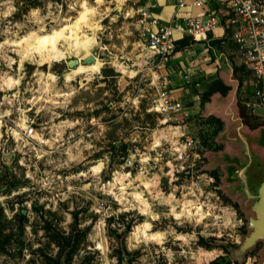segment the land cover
<instances>
[{
    "label": "rangeland",
    "instance_id": "rangeland-1",
    "mask_svg": "<svg viewBox=\"0 0 264 264\" xmlns=\"http://www.w3.org/2000/svg\"><path fill=\"white\" fill-rule=\"evenodd\" d=\"M120 2L0 0V264H121L120 253L129 264H260L259 249L240 262L226 248H239L247 228L206 166L223 125L203 112L183 132L161 122L156 71L143 61L152 53ZM54 31H70L72 42L49 63L32 47ZM76 33L92 41L88 48L74 47ZM233 45L231 33L211 43L236 78L203 80L195 93L202 106L218 88L242 106L251 101L242 89L254 71L235 64ZM227 112L224 139L248 165L264 164V127L251 130ZM182 134L193 139L185 162L175 151Z\"/></svg>",
    "mask_w": 264,
    "mask_h": 264
},
{
    "label": "built area",
    "instance_id": "built-area-1",
    "mask_svg": "<svg viewBox=\"0 0 264 264\" xmlns=\"http://www.w3.org/2000/svg\"><path fill=\"white\" fill-rule=\"evenodd\" d=\"M120 1L117 7H122L126 18L134 20L140 45L157 59L153 110L163 118L162 123L186 126L199 111L194 105L173 96L171 79L162 75V70L176 54L178 42L190 38L192 44L198 45L206 42L210 35L219 37V31H223V37L232 34L243 62L254 71L250 80L254 87V104L264 107V0H177L169 20L157 14L160 7L157 0L151 4L145 0ZM212 3L218 8L213 10ZM189 6L201 8L204 12L200 15L183 14ZM181 73L184 80L191 83L197 70L190 66L189 72L183 70ZM34 132V126L27 130L29 136ZM181 137L175 150L176 160L185 162L193 139L186 134Z\"/></svg>",
    "mask_w": 264,
    "mask_h": 264
},
{
    "label": "crops",
    "instance_id": "crops-1",
    "mask_svg": "<svg viewBox=\"0 0 264 264\" xmlns=\"http://www.w3.org/2000/svg\"><path fill=\"white\" fill-rule=\"evenodd\" d=\"M160 4V7L157 10V14L161 16L164 20H169L170 17L173 15V11L175 8V3L177 0H157ZM147 4H151L153 0H145ZM210 7L214 10L217 9V5L212 3ZM204 12L201 8H193L189 6L186 8L183 12V14H189V15H200ZM218 36L210 35L208 40L204 43H200L198 45H194L191 43V45H187L185 47H180V43L177 44V51L176 54L171 58L169 64L165 67V69L162 70V75L166 79H171V93L176 98L183 99L188 105L191 103L193 104L199 111L198 114L202 113L206 117H216L220 119L223 123V131L220 134L219 138H221V141L219 142V145H225V152L224 154L231 156L235 158L239 154L235 150V144L232 146L227 140L224 139V137L227 134V131L229 129L230 123V115L227 112V109L231 110V112H236L238 122L241 125V121L239 118L238 108L237 104L238 102L235 100V95L232 93H228L227 96H223L219 93H215V95L210 99V101L201 104V100L197 98L195 95L196 91H200V87L202 86L203 80L204 81H212L216 78H222L226 83L231 84L230 79L236 78L232 66H227L229 69V73L227 75L224 74V71L222 70V60L220 57H217L215 55V50L212 49L211 43L216 44L218 42H221L224 40L225 37L222 36L223 31L218 32ZM222 36V37H220ZM181 42V41H180ZM232 55L233 60L235 61L236 65H240L243 62V58L241 54L239 53V50L237 46L233 45ZM145 63H147L149 66L147 69L149 71H153L155 69V63L157 59L151 54L147 56V58H144L143 60ZM233 62V61H232ZM245 64V63H244ZM194 67V69L197 70L196 76L193 79V82L189 83V81H185L183 78V75L181 71H188L189 67ZM227 70V69H226ZM199 82V83H198ZM208 83V81H207ZM206 83V84H207ZM205 84V83H204ZM244 88L242 91L249 93L251 101H247L244 103L245 107L247 109H252L256 116H264V107L255 105V99H254V87L252 86V83L249 80H244ZM237 98V93H236ZM225 108V110H224ZM162 124V123H161ZM166 124V123H165ZM189 126V122L186 126L182 127H175L179 129L181 132L184 131ZM235 156V157H234ZM212 153H210L206 166L214 169H218V167H222V170L225 172L226 165L230 168V165L228 164V160L225 158L224 160L218 161V162H212ZM234 162L237 163V160H234ZM232 164V163H231ZM235 164L231 165V170L229 171V177L225 173V177L222 179V187H225V185L230 184L232 187L236 183H234V169ZM233 173V174H232ZM232 175V176H231ZM229 181V182H227ZM226 189V187H225ZM234 189V188H233ZM229 190V193L234 196L232 193V189H226ZM228 193V192H227Z\"/></svg>",
    "mask_w": 264,
    "mask_h": 264
},
{
    "label": "flooded vegetation",
    "instance_id": "flooded-vegetation-1",
    "mask_svg": "<svg viewBox=\"0 0 264 264\" xmlns=\"http://www.w3.org/2000/svg\"><path fill=\"white\" fill-rule=\"evenodd\" d=\"M217 148H214L212 150L213 163L224 160L225 157L227 156L226 159L229 161L228 164L230 165V168L231 165L233 164L236 165L234 169L235 170L234 174H236L234 178L235 179L234 183L236 184L234 185V187H232L230 182L227 181L229 182L230 187L229 185L227 186L225 185V187L226 189L233 190L232 193L234 194V196L229 193V190H227L228 196L230 198L236 199L237 200L236 202L240 207V209L244 210L245 219H246V228H247V232L244 235H242V237H244L249 235V233L252 231V228L249 226L251 221L250 218H252V220L254 219L257 220L256 210L261 211L264 215V164L255 167L252 165H248L242 159V157H240L241 156L240 154L236 157L234 156L235 158L224 154L225 152L223 151H225L224 150L225 145H221L220 149ZM234 160H237V163L234 162ZM230 168L226 165L225 172L222 170L221 166L218 167V169H214V170L218 171L217 173L220 179L222 180L223 177H225V174L228 175L229 177L230 174L229 171L231 170ZM246 189L248 191H246ZM246 196H248L249 199H247ZM263 248H264V241H258L253 248L247 251V253L251 250L259 249L262 257ZM261 257L259 259L260 261H261Z\"/></svg>",
    "mask_w": 264,
    "mask_h": 264
},
{
    "label": "bare ground",
    "instance_id": "bare-ground-1",
    "mask_svg": "<svg viewBox=\"0 0 264 264\" xmlns=\"http://www.w3.org/2000/svg\"><path fill=\"white\" fill-rule=\"evenodd\" d=\"M92 13H93V10H90V9H87L83 13V17L85 18L87 25H88L87 19H89L88 16ZM92 28H94L96 30L97 28H99V26L92 25ZM71 38H72V34L70 31H63V32L54 31L52 34H50L48 36V38L46 40L40 41V42H35L33 47H32V51L38 52L40 56L44 57L50 63L53 60H57L61 57H64L65 54L60 49V45L63 41H66V40H71V42H72ZM74 40L76 41V43H74V47H77V48H82V47L88 48L90 46V44L92 43V41L90 39H87V38L81 39V36L77 33H76V36L74 37ZM61 59H63V58H61ZM135 235H136L135 236L136 239L141 237L142 234L140 235V229L139 228L136 230ZM158 238H161V237H159L156 234L153 235V239H158Z\"/></svg>",
    "mask_w": 264,
    "mask_h": 264
},
{
    "label": "water",
    "instance_id": "water-1",
    "mask_svg": "<svg viewBox=\"0 0 264 264\" xmlns=\"http://www.w3.org/2000/svg\"><path fill=\"white\" fill-rule=\"evenodd\" d=\"M96 57L91 56L88 61L90 63L95 62ZM78 60H72L71 65L73 66H79ZM246 191H248L246 189ZM247 199H249L248 196H246ZM257 220H252L250 218V227L252 228V231L249 233V235L242 237L241 244L239 248L232 247L230 245H226L227 250L231 251L234 255L235 260L242 261L244 255L247 253L248 250L253 248L258 241H264V215L261 211L256 210ZM130 255H125L122 259L121 264H129ZM62 264H68L64 258H62ZM260 264H264V248L262 251V257Z\"/></svg>",
    "mask_w": 264,
    "mask_h": 264
},
{
    "label": "trees",
    "instance_id": "trees-1",
    "mask_svg": "<svg viewBox=\"0 0 264 264\" xmlns=\"http://www.w3.org/2000/svg\"><path fill=\"white\" fill-rule=\"evenodd\" d=\"M179 43H180V47H185L187 45H191L192 40L190 38H185L184 40H182ZM235 71H236V69H235ZM234 74L236 75V72H234ZM228 92H229V88L228 89L227 88L226 89H223V88L222 89H219V88L218 89H211L209 91V94H207L208 100L206 102L210 101L211 96L215 93H221V95L226 96V95H228ZM206 102H204V103H206ZM237 108H238L239 118H240V121L242 124L246 125L251 130H256V129H259L261 127H264V122H257V123L252 122L251 118H250L251 116H249L247 114L246 107L242 106V104H240L239 102L237 104ZM212 118H214V120H216V121H219L223 125V123L220 119H218L216 117H212ZM124 256L125 255L120 253L119 257H120L121 262H122V259ZM227 263L228 262L225 261L223 264H227ZM60 264H62V259L60 260ZM213 264H215V263H213ZM219 264H222V263H219Z\"/></svg>",
    "mask_w": 264,
    "mask_h": 264
}]
</instances>
